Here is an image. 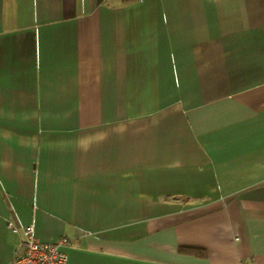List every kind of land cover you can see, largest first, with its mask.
<instances>
[{"label": "crops", "instance_id": "crops-1", "mask_svg": "<svg viewBox=\"0 0 264 264\" xmlns=\"http://www.w3.org/2000/svg\"><path fill=\"white\" fill-rule=\"evenodd\" d=\"M28 225L66 264H264V0H0V264Z\"/></svg>", "mask_w": 264, "mask_h": 264}, {"label": "built area", "instance_id": "built-area-1", "mask_svg": "<svg viewBox=\"0 0 264 264\" xmlns=\"http://www.w3.org/2000/svg\"><path fill=\"white\" fill-rule=\"evenodd\" d=\"M10 228L12 232L18 230L14 226ZM21 231L22 252L8 264H66L67 256L62 249L67 244L66 238H60L54 243H43L35 237L33 226H25Z\"/></svg>", "mask_w": 264, "mask_h": 264}]
</instances>
